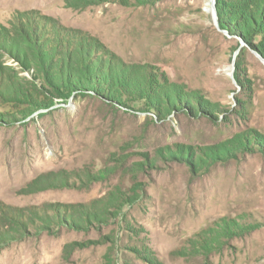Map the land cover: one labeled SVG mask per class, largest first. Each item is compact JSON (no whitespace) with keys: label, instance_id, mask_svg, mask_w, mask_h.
I'll return each instance as SVG.
<instances>
[{"label":"rangeland","instance_id":"obj_1","mask_svg":"<svg viewBox=\"0 0 264 264\" xmlns=\"http://www.w3.org/2000/svg\"><path fill=\"white\" fill-rule=\"evenodd\" d=\"M262 36L210 0H0V264H264Z\"/></svg>","mask_w":264,"mask_h":264},{"label":"trees","instance_id":"obj_2","mask_svg":"<svg viewBox=\"0 0 264 264\" xmlns=\"http://www.w3.org/2000/svg\"><path fill=\"white\" fill-rule=\"evenodd\" d=\"M137 1V0H136ZM146 0H143L145 2ZM138 3V2H137ZM216 15L218 20L221 22L222 27L230 28L231 32L245 40L248 44L255 41L258 35H263L257 40L254 49L264 55V0H215ZM257 21L259 25H257ZM256 46V47H255ZM258 48V49H257ZM260 53V54H261ZM236 67H240L239 57L236 58ZM79 90H85L83 88H78ZM93 89L91 85L85 91ZM109 92L103 94L104 99L110 105L113 102H116V99L112 92L108 95ZM90 97H98L91 94ZM171 103V102H170ZM196 106L190 104H184L185 109L190 116L197 117L198 113H204L207 116H213L216 113V110L213 107H208L202 104L201 100L196 101ZM172 109H178L177 105L171 103ZM179 105V104H178ZM154 109L155 105H152ZM156 111V110H154ZM255 141V139H254ZM247 149H250L246 147ZM254 149L262 148L264 149V144H255L252 146ZM252 151V149H250ZM176 151L179 153V158L183 156L180 153L179 149L176 148ZM171 157H174V154L171 153Z\"/></svg>","mask_w":264,"mask_h":264},{"label":"water","instance_id":"obj_3","mask_svg":"<svg viewBox=\"0 0 264 264\" xmlns=\"http://www.w3.org/2000/svg\"><path fill=\"white\" fill-rule=\"evenodd\" d=\"M211 14L216 16L215 0H211Z\"/></svg>","mask_w":264,"mask_h":264},{"label":"bare ground","instance_id":"obj_4","mask_svg":"<svg viewBox=\"0 0 264 264\" xmlns=\"http://www.w3.org/2000/svg\"><path fill=\"white\" fill-rule=\"evenodd\" d=\"M210 4H211V0H210ZM207 6H209V3H208V5Z\"/></svg>","mask_w":264,"mask_h":264}]
</instances>
